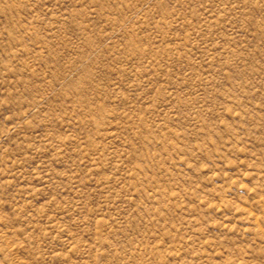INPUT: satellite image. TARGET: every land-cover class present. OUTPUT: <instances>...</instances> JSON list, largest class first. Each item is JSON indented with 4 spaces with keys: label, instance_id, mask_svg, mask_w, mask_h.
I'll use <instances>...</instances> for the list:
<instances>
[{
    "label": "rangeland",
    "instance_id": "1",
    "mask_svg": "<svg viewBox=\"0 0 264 264\" xmlns=\"http://www.w3.org/2000/svg\"><path fill=\"white\" fill-rule=\"evenodd\" d=\"M0 264H264V0H0Z\"/></svg>",
    "mask_w": 264,
    "mask_h": 264
}]
</instances>
